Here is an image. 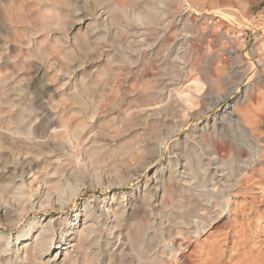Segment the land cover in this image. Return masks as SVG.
<instances>
[{"label":"rangeland","instance_id":"obj_1","mask_svg":"<svg viewBox=\"0 0 264 264\" xmlns=\"http://www.w3.org/2000/svg\"><path fill=\"white\" fill-rule=\"evenodd\" d=\"M53 1L59 4L55 6ZM61 1L64 3L62 4ZM116 1L118 3L119 0H52V2L51 0H0V49L6 50L5 54L8 58L5 68L2 69V76L6 78L5 91L10 90L5 94L6 100H0V126L3 120H6L8 126L11 123L9 127L12 128L15 126L12 122L21 114L19 112H23L25 116L30 115L27 111L29 108L34 109L31 114L37 112L38 115L44 108H49L50 116L42 117L39 123L34 125L27 122L25 125L18 126V129L31 133L37 128L36 130L42 133L46 128V123L53 119L56 123L55 131H57L51 133L53 130H50L48 142L40 143L43 152L38 157H35V153L27 154L21 143L13 142L15 138L9 134L3 136L0 132V161L6 162L12 168L22 158L28 157L42 166L36 174L50 181L52 185L63 186L66 196L70 189L79 190L76 207L70 204L64 206L66 214L59 216L56 211L45 217L39 216L37 219H34L32 215L26 218L19 216L20 225H22L18 229L0 228V264L28 263L24 259L25 246L32 245V241L28 238L17 241V238L21 236L20 234L26 235L31 225H33L31 227L36 225L41 230L42 226H46L50 220L54 222L58 220L57 218H61L57 222H64L68 219L69 227L80 223L77 226L79 227L85 221L86 214L92 215L88 222L99 223L105 237L111 241L101 240L100 248L106 252L104 260L102 256L97 257V247L92 242L90 257L74 258L73 261H76V264H98L99 261L101 264H138L135 256L130 252L127 250L120 252L124 248H122L123 243L117 251L120 246L118 231L114 230L110 235V229L114 226L111 223L113 218L111 214L108 218L105 216L106 213L117 209L120 205L121 208L126 207L129 212H127V218H124V222L128 223L124 232L128 226L131 227V232H135L140 223H144V227L148 228V234L157 230L161 224L167 230V234L177 231L174 227L178 221L176 214L181 210L173 208L171 199H168L169 203L164 205L160 193L157 198H153L151 206L144 203V195L147 193L150 197L154 193L152 190L154 184L150 180L155 177L159 178L163 174L154 164L156 163V148L159 145L158 141L155 142L156 138L163 132H171L174 129L173 125H169L167 130L162 128L157 121L159 117L154 115L153 111L163 105L168 108L169 103L166 100L161 103L167 93L166 91L162 93L159 90L162 87L159 88L158 80L149 75L156 70L155 66L150 65L149 59L152 60L156 56L168 57L170 63L164 65L167 70L160 72L164 77L160 79L163 81L165 79V85L176 84L178 88L184 85L185 88L182 89L188 90L199 76L197 79L203 81L210 90L209 94L211 93L205 95L206 91H204L195 94L200 99H197L199 102L196 101L198 106L189 112L190 116L182 126L181 134L177 138L174 137L175 142L164 155L162 171L164 169L165 177L170 175L172 169L176 173L177 182L184 184L188 176L183 165L188 159L195 171L198 172L203 166L211 176L216 174L218 180H222L225 177V173H221L222 165L232 161L230 155L224 150L221 152L224 160H213L212 165H208L209 156H205V159L199 157L201 156L199 151L205 153L206 148L201 149L202 147L193 141L195 149L187 148L183 144L186 140L185 130L191 128V130L196 129L198 133L204 131L210 133L215 128L217 134L225 135L231 129L227 113L236 111L235 118L239 115L237 113H246L245 103L249 99L252 100V110H254L250 113L257 114V116L252 119L253 124L248 130H254L258 137L260 134L264 135V67H256L251 71V66L248 65L250 60L243 58L246 53L244 48L251 43L254 36H259L258 42L262 47L260 46L261 50L258 54L263 56L264 61V0H209L208 6L211 10L221 11L217 14L226 16L222 10H234L237 13L239 10L242 11L239 14L245 17L247 27L239 28L224 17L220 25L211 30L209 29L210 20L201 22L195 34L194 31H189L184 28L183 24H180L175 31L171 32L172 37L178 31L172 37L178 46L169 56L166 55L169 45L166 46L168 48L164 47V37L156 32L158 36L153 38L151 32L155 29L156 21L159 22L161 18L165 20L166 25L163 24L164 27L159 26L158 28L165 29L173 20L172 18L177 16L180 6L174 3L168 6L165 0H132L127 8L128 13L126 10L125 13L116 6ZM191 1L186 0L190 8L192 7ZM135 2L136 5L132 4ZM150 3L156 15H154L155 19L153 17L154 23L146 25V22H140L136 15L140 12L147 13ZM187 5L184 7L183 15L190 11L189 8L186 10ZM130 6L136 7L135 12H132ZM138 8H141L140 12ZM140 24H145V26ZM48 25L51 27L50 32L47 30ZM135 29L139 30V34H135ZM180 29H182L181 32ZM144 37H150L151 50L150 46L143 48L140 45L139 42ZM190 44L194 47L192 49L196 50L195 54L193 52L189 54ZM138 46H141L139 50ZM201 47L207 49L203 52ZM178 55L180 56L178 59L180 68L185 70L182 73L184 75L180 74L179 78L175 69L171 67L174 57ZM196 55L199 57L197 58ZM238 56L242 57L243 64L238 62ZM180 60L185 65L181 64ZM171 69L173 72H170ZM208 70L212 73L211 75L208 74ZM203 74L212 77L204 76L203 78ZM142 76L144 79L141 78ZM46 84H50L49 91H45ZM167 115H170L169 119H174V121L177 119L180 121L182 117L176 109L171 110ZM204 138H198V141L201 139L200 143L204 147L212 144L213 141L209 135H204ZM18 139L17 137L16 140ZM77 145L84 150H79L77 153L74 148ZM233 159L236 163L238 157L233 155ZM56 170L59 175H52V172ZM257 170L258 175L255 179L258 180L255 182L257 188L250 193L245 202L255 204L260 212V200L264 201L262 195L264 181L260 183V170L264 171V162L258 165ZM5 176L2 179L3 182L0 183V190L4 187L12 188L8 198L13 205L11 215L16 216L19 212L15 201L17 198L27 199V193L33 187V174L27 175L23 183L11 181V170ZM32 189L33 192L36 190L35 184ZM193 194L197 196L195 190ZM34 199L32 198V201ZM234 201L240 202L244 199L234 197L232 202ZM188 204L186 200H183L180 207L187 209ZM188 209L194 211L195 208L189 206ZM170 214L173 215L170 217L171 221H168L167 217ZM252 218L256 220V233H260V224H263L264 214L263 219H260V214ZM10 225L14 226L12 223ZM37 232L35 228L29 232V235L35 237L39 234ZM227 232V229H223L217 234ZM3 237L10 238L8 248L7 242L2 240ZM57 237L59 240L63 239L60 230L57 231ZM206 238L207 235L202 236L200 242L206 241ZM229 247L223 248L227 253H225L222 264L234 263L231 256L237 251L231 248L232 245ZM195 251L199 255L203 249L201 246H195ZM111 253L113 260L109 263ZM176 254H170L167 257L169 264L174 263V258L180 255ZM196 259L198 261L194 264H198L200 260V258ZM62 260L63 258L58 260L57 264H62ZM154 264H164L163 257ZM199 264L203 263L199 262Z\"/></svg>","mask_w":264,"mask_h":264},{"label":"bare ground","instance_id":"obj_2","mask_svg":"<svg viewBox=\"0 0 264 264\" xmlns=\"http://www.w3.org/2000/svg\"><path fill=\"white\" fill-rule=\"evenodd\" d=\"M100 1H104V0H100ZM130 2H132V0L131 1L119 0L118 3L116 1L117 3L116 6H118L120 10L127 11V8H129L128 6L130 5ZM136 2L132 4L136 5ZM165 2H166V5L168 4V6L171 3L178 4L180 6L179 7L180 9L179 11H177L178 12L176 14L177 16L173 17L172 18L173 20L169 22V25L166 26L165 29L162 28L163 30H160V28L158 27L159 26L164 27L166 25L164 23L165 20L162 18L161 20H159V22L157 20L155 29L154 30L152 29L151 36H153L154 38V36H158L156 32H159L158 34L164 37V40H165L164 47L169 45L168 46L169 48L166 47L168 48V51L167 50H166L167 52L165 51L167 56L172 54V52H174L178 46L176 41L172 39L173 35L175 36V34L178 31L175 34H173L172 37H171V32L175 31L176 28H178L180 24H183L184 28L188 29L189 31L192 30L195 33L196 30L200 27L201 22L210 20L211 24L209 26V29L211 30V29L217 28V26L220 25L221 23V19L226 17L228 18L227 20H229V22L233 23L236 26H239V28L245 29L247 27L245 25V17L242 14H239L242 11L239 10V13H237L234 10H229V11L222 10L223 13L226 14V16L223 14H217V12L221 13V11L211 10L208 6L209 0H192L191 6L193 8L188 7V5L186 4V0H165ZM61 3L63 4L64 2L61 1ZM58 4H59L58 2H55V6H57ZM186 5H187L186 10L189 8L190 11L188 14L183 15L184 7ZM131 8L133 10L132 12H135L134 9L136 7L134 8L133 6ZM140 9L138 12L141 11ZM147 10H148L147 13L144 14L143 12H140V13H137L136 16L138 20H140V22L142 23L146 22L145 23L146 25L147 23L153 24L154 19H155L154 15H156V12L152 8L151 3L149 4V9ZM63 15L65 16V14ZM145 24H140V25L145 26ZM50 29L51 27H49V29L47 30H49L50 32ZM181 30L182 29H180V32ZM135 32H136L135 34H139V30L136 31L135 29ZM144 34H147V33H144ZM187 36H191V35H187ZM149 38L144 37L139 42L143 48L144 46H146L145 48L149 46H150L149 49L151 48L150 44L152 43H149L150 42ZM186 38H190V37H186ZM258 38L259 36H254L251 43H249V45L246 48H244L246 53H244L243 58L245 57V59L250 60L248 65L251 66V71L253 68H256V67H260V68L264 67L263 56L261 57L258 54V52H260L261 50L260 46L262 47V45H260V43L258 42ZM185 42L187 41L185 40ZM191 45L192 44L189 45L191 48V51L189 54H191V52L194 53L196 51L192 49L194 47H192L193 45L192 46ZM140 47L138 46L137 49L138 48L140 49ZM204 49L206 50L207 48H204ZM204 49L202 48L203 52H204ZM5 53H6V50L0 49V100H6L5 94L10 91V90H7V92L5 91L4 86L6 83V78L5 76H2V69L5 68L8 62V58ZM139 56L141 57L142 55H139ZM179 57H180L179 55L178 57H174V60L172 61L173 66H171L177 72L178 78H179V75L182 74L183 71H185L184 69L180 68V65H179L180 63H178ZM196 57L198 58L199 56L196 55ZM237 59L240 64H243L241 56H238ZM149 60L148 61L150 62V65L156 67L155 72L149 75H152L155 79L158 80L157 83L160 86L158 84L157 85L159 86V88L162 87L159 90L162 93L163 91H166L165 93L168 94V95L166 94V96L163 97V99L161 100V103H164L165 100L168 101L169 103L168 108L164 107L163 105L158 110L153 111L155 112L154 115H157V117H159L157 121H158V124H160L162 128L167 130L169 125H173L174 129L171 132H167V131L163 132L156 138L155 142L158 141L159 145L156 148V163L154 164L158 166L159 168L158 170H161L163 174L159 178L155 177L154 179L150 180L154 184V187L152 189L154 193L150 197L147 196V193H146L144 195V200H145L144 203L146 202L147 206H151L152 205L151 201L153 200V198L154 197L157 198L158 195L161 193V200L164 205L169 203L168 199H171L172 200L171 204L173 208L176 207L178 208L179 211L181 210V212H178V214H176L178 221L175 223L174 227L177 229V231L173 234H167L166 232L167 230L164 227H162V224L159 226V228H157V230H154V232H152L151 234L150 233L148 234V228L144 227V223H140L137 226V230L135 232H131L130 226H128L124 232V228L128 225L126 221L124 222V218H127L128 213H129L128 209L126 207L121 208L120 207L121 205H120L117 209L115 208L113 209V211L106 213V216L104 215L105 217L108 218L111 214L113 218L111 223L114 226L111 229L109 228L110 235H112L114 230L118 231L117 233L119 237L118 242H120V246L117 249V251H119L123 243L124 246L122 245V248L123 247L124 248L120 252H124L126 250L127 252H130L131 254L135 256L136 262L138 264H154V263H157L158 259L162 257H163V263L169 264L167 257H169L170 254L175 255L176 253L180 255L175 258L173 257L174 263L172 264H194V262L198 261L196 258H200L199 262L203 264H222L225 253H227L224 251L225 249L223 250V248L224 247L230 248L229 246L232 245L231 248L237 251L235 254H232L231 256L232 260L234 261L233 264H264V221H263V224H260V228H261L259 230L260 233L259 232L256 233V230H257L256 220L252 218V216H259L260 214V219H263L264 210L262 209L264 208L262 207L264 206V201L262 202L260 200V204H261L260 212L256 209L255 204L251 205V203L248 204L245 202L246 199L250 196V193L257 188V184L255 183L256 181H258V180H255L256 176L258 175L257 167L258 165H261L264 162V135L260 134V137H258V135L255 133L254 130L252 131L248 130L249 126L253 124L252 119L255 116H257V114L252 115L250 113V111L254 112V110H252V100L249 99L245 103L247 105L246 113L244 114L237 113L239 114L237 118H235L236 117L235 110H234L235 113L234 112L227 113L230 118L231 129L225 135L220 134V133L217 134L215 128H213L212 132L210 133L208 132L209 134L206 133L207 131L198 133L196 129L191 130V128H188L187 130H185L186 140H185V143L183 144H185L187 148L192 147L193 149H195L196 146L193 144L194 142L196 143V145H199V147H202L201 149L204 150V148H206L205 153L202 151H199L201 154V156L199 157L200 158L204 157L205 159V156L207 157L209 156L208 165H212L213 160H220V159L224 160L222 159L223 156L221 154V152H223L224 150L230 155V159H232V161H230L229 164L224 163L222 165L221 173H225V177L222 180H218L216 174L211 176L208 173V170L204 169L203 166L200 167L198 172L195 171L193 168V165L191 164V161L187 159L184 161L185 165H183V168L185 169L188 178L184 184H181L179 181L177 182L176 173L172 169H171L170 175L165 177L164 169L162 171V168L164 166L163 165L164 155L166 151L169 150L172 143L175 142V140H173L175 139L174 137L177 138V136L181 134L182 126L187 122L188 117L190 116L189 112L192 111L196 106H198L196 104V101L197 99L198 100L200 99L199 97H196L195 94L203 93L204 91H206L205 95L206 94L210 95L211 93L209 94L210 90L209 88L206 87L205 83L197 79L199 76L196 78V80L193 81V86L188 90L182 89V88H185L183 87L184 85H182L181 88H178L176 84H172L171 86L165 85L166 83L165 79L164 81L160 79V78H164L160 72L167 70L166 69L167 67L165 68L164 65L166 66L170 63V61H168V57L161 58L160 56H156L154 59L152 58V60L151 59ZM182 63L184 62L182 61L181 64ZM194 65H197V64H194ZM151 66H150V69H151ZM169 71L168 72L166 71V72L169 73ZM263 71H264V68H263ZM170 72H173L172 69ZM207 72L208 74L210 73L209 70ZM207 72L205 73L207 74ZM167 73H165V75ZM201 73H204V72H201ZM211 74L212 73H210V75ZM210 75L205 76L203 74V78L204 76L211 78L212 76L210 77ZM141 78L144 79L143 76ZM49 87H50V84H46L45 91H49L50 89ZM155 87L158 88L157 86ZM170 87H173V88L170 89ZM157 95L158 94H156V96ZM174 109L178 110L180 115L182 116L180 121L178 119L175 121L174 119H169L170 115H167V113H170V111L171 110L173 111ZM27 111L30 114L29 116L28 114L25 116L23 112H19L21 114L17 116L12 122V124L15 125L12 128L9 127L11 123L8 126L7 121L3 120L4 122L0 126L1 128L0 132L3 134V136H5V134L11 135L13 138H15L14 141L12 139L11 141H13L15 144L21 143L25 150L23 148L22 149L26 151L27 154L35 153V157H38V155L43 152V149L40 143L45 144L46 142H48L50 130H53L51 133L57 132L55 131L56 123L53 119L51 121H48L46 123V128H44L42 133H39V131L36 130L37 128L34 129V132H31V133L24 132L22 131V129H18V126L20 127L22 125H25L27 122L31 123V125H34L35 123H39V120L42 117L47 118L51 114L49 108H44L40 115H38L37 112L35 114H31V112L34 111V109H31V108H29ZM144 112L145 111H143V113ZM163 112H166V114H163ZM62 128L64 129V127ZM206 134L209 135V137H211L210 139L213 142L212 144H208V146L204 147V145L200 143V140L203 139L204 135ZM14 136H17L19 139L16 140L17 137H14ZM198 138H201V139L198 141ZM74 148H76L77 153H79V150H81L80 149L81 147L78 145L75 146ZM233 148H235V150H233ZM77 155L79 156L81 154H77ZM233 155L234 157H238V160L237 161L235 160L236 163H234ZM41 167L42 166H40L37 163V161L30 159L28 157L22 158L12 168L9 165H7L6 162L2 160L0 161V183H2L3 182L2 179L6 177L5 174L7 172H10L11 170L10 179L12 182L15 183L19 181L23 183L26 180L27 175L33 174L34 181H32V185L33 187H34V184L36 185V190L34 192L32 191L33 190L32 186H31L32 188L30 189L29 193L26 192L28 194L26 196L27 199L25 200H21L20 198L16 199L15 206L17 208V211L19 212V214L16 216L11 215V209L13 210V207H12L13 205H12L11 200L8 198V195L11 193L12 188L9 189L7 187H4L3 190H0V228L14 227L18 229L22 225V224L20 225L21 220L19 216H22V217L24 216V218H26V216L32 215L34 216V219H37L39 216L45 217L46 215L52 214L56 211L58 212V215L60 216L65 213V210H64L65 205L70 204L72 207H76L75 203H76V199L79 194V190L70 189V192L68 191L69 193L67 192L68 194L66 196L65 189L63 188V186L58 185V184L52 185L50 181L45 180L43 177H40L39 174H36V172L38 173V171H40ZM57 174L59 175V173H57V170L52 172V175L56 176ZM263 181H264V171L260 170V183ZM193 190H195V193L197 194V196L193 194ZM30 192L32 193V195ZM262 195L264 196V193H262ZM234 197L242 198L244 199V201L232 202ZM32 198L33 199L35 198V199L32 201ZM54 198H57V200H54ZM183 200H186L187 203H189L188 205L190 206V208L194 207L195 208L194 211H192L191 209H188L189 206L187 207V209L185 207H183L182 209L180 205H181V201ZM25 204H27V207H25ZM170 215L167 217L168 221H171L170 217H172L173 214H170ZM91 217L92 215L86 214L85 221H83L82 225H80L79 227L77 226L80 223L79 224L77 223L76 226L69 227L68 219H65L64 222H60V221L57 222L58 220L61 219V218H57L58 220L54 222L53 220H50L46 226H42L41 230L39 229L38 226L36 227L35 225L34 227H31L33 226L31 225L26 235L19 233L21 236L17 238V241L23 238H28L30 239L29 241H32V245L27 244L25 246V256H24L25 258L24 259L25 261L28 262L27 264H57L58 260H60L61 258H63V260L61 261L62 264H69V263L76 264V261H73L74 258L79 259L81 256H85V259H86L90 257V255L92 254V248H91L92 242H94L95 246L97 247L96 249L97 257L102 256V259L104 260V258L106 257L105 255L106 252L100 248V243H101V240L103 239H107V240H110V239L105 237L99 223H96L94 221L92 223L88 222V219H90ZM11 223L14 226L10 225ZM35 228H37V231H38L37 233L39 234L35 237L34 236L32 237V235H29V232H32ZM223 229H227L228 232L226 234H222V233L217 234L219 231H222ZM58 230H60V234L63 236L62 240H59L58 237L56 238V234ZM204 235H207V238H206L207 240L204 242H200L202 236ZM2 240L4 242H7V248H8L9 246L8 240H10V238L3 237ZM195 246H199V247L201 246L203 249V251L200 252L199 255L195 251ZM5 252H7V250H5ZM109 256H110V260H109V263H110L113 260L112 259L113 254L111 253ZM87 261L88 259L85 262L87 263ZM98 264H101L100 261L98 262Z\"/></svg>","mask_w":264,"mask_h":264}]
</instances>
